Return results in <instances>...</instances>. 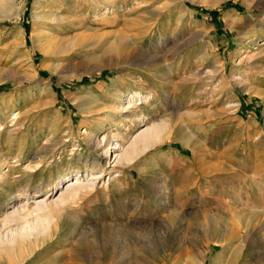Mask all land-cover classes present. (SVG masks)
<instances>
[{"label":"rangeland","instance_id":"1","mask_svg":"<svg viewBox=\"0 0 264 264\" xmlns=\"http://www.w3.org/2000/svg\"><path fill=\"white\" fill-rule=\"evenodd\" d=\"M59 6L73 22L60 35L42 25ZM116 37L127 62L101 68ZM82 97L99 105L82 110ZM128 105L141 120L119 113ZM156 123V143L109 174L85 143L109 134L105 147L125 149ZM64 177L99 179L4 223L34 201L21 193L55 199ZM0 239H20L0 264H264V0H0Z\"/></svg>","mask_w":264,"mask_h":264},{"label":"bare ground","instance_id":"2","mask_svg":"<svg viewBox=\"0 0 264 264\" xmlns=\"http://www.w3.org/2000/svg\"><path fill=\"white\" fill-rule=\"evenodd\" d=\"M187 0H183V3H185ZM51 5V4H50ZM184 5V4H183ZM48 7H49V5H48ZM10 9H14V8H10ZM63 11H64V9H61V7L59 6V7H54L53 8V10H52V8L50 7L49 8V14H47L46 16H44V17H42V19L43 20H46V21H48V22H46V21H44V24H42V25H44L45 26V28L47 27V29L49 28H51V27H54L55 28V30H56V32H57V34L58 35H60L61 33H62V30H63V28H67L68 26L69 27H71L73 24V22L70 20V21H68L67 19L68 18H66V16L65 15H63ZM4 12H7L6 10H4ZM10 12V11H9ZM64 14H66V13H64ZM18 15V9H14L13 11H12V13H8V15H6L5 16V18H12V17H15V16H17ZM177 21H179V19H177ZM185 21V20H184ZM68 22V23H67ZM46 23V24H45ZM49 24H52V25H49ZM245 35H246V37H247V39H246V41H247V44H256V46H258V47H261L262 45L260 44V42H258V40L257 39H254L253 38V36H251V35H253V33H252V31H247L246 33H245ZM45 36L46 37H49L50 35L48 34V35H46L45 34ZM55 40L53 41V43H51V45H50V48L52 47V48H55V49H58V50H62V48L65 46V43H62V42H60L59 40H56V38H54ZM51 40H53V37L51 38ZM50 40V41H51ZM257 41V42H256ZM245 42V41H244ZM246 45V44H245ZM49 47V46H48ZM63 49H65V48H63ZM127 44L121 39V38H118V37H116V38H113V39H110L109 40V44H108V47H107V52H109L108 53V56H107V59L106 60H104L103 61V63H102V66H101V68H103V67H108V66H111V61H112V59L113 58H115V64L116 65H122L123 64V62L125 63V62H127L126 61V54L128 53L127 51ZM134 57V56H133ZM129 58V57H128ZM132 60V59H131ZM130 59H129V61H131ZM134 61V60H133ZM98 70H101L100 69V67L98 68ZM64 72V71H63ZM54 73H56V74H60L61 73V69L58 67V65H56L53 69H52V74H54ZM51 74V75H52ZM22 76V75H21ZM25 77V80L26 79H30V78H28L27 77V75H25L24 76ZM27 77V78H26ZM33 79V78H32ZM20 84H21V82H19ZM46 83H47V81L46 80H44V81H40V80H38V79H35V83H33L34 84V89H36V90H39V91H45L46 90ZM136 99H139V100H145V99H147L146 97H144L140 92H138V93H135V94H133V95H130V99H129V103H131V101L132 100H136ZM80 103H79V107L82 109V110H90L92 107H97L98 105H99V103L98 102H96V99H94V98H89V97H85V98H80ZM83 107H85V108H83ZM132 107V106H131ZM131 107H129V105L126 107V109H124V108H122L121 109V111L119 112V113H122L123 112V110H125V113H127L126 114V118L127 117H129L128 119H135V121H137L136 119H140L141 120V113L138 111V110H135V108L134 109H132L131 110ZM93 109V108H92ZM134 111V112H133ZM132 112H133V114H132ZM114 120V117L113 116H109L108 118H107V121H113ZM108 124L110 123V122H107ZM100 126V128H103V123L102 124H100L99 125ZM107 126H109V125H107ZM105 127V126H104ZM167 127V126H166ZM169 127V126H168ZM162 128H163V125H160V124H157L156 123V125H152V126H150V127H146L145 129H142V130H140L139 131V133L137 134V135H135L134 136V138H133V140L130 142V145L127 147L126 146V148L124 149V147L122 148V145H120V143H118V141H119V138L117 137V135H115V137H117V138H115V140H116V145H115V147H113V148H111V146H108V147H105V146H107V145H109L110 144V140H112V137L111 136H109V134H108V136L106 135V136H103L102 137V139H101V142H99L100 140H98V138H96V137H93V138H90V137H88V138H85V143L86 144H90V145H92L93 147H94V149H96V152L98 151V150H100L101 151V153H102V156H103V160H104V163L106 164V163H108L107 164V166H106V168L108 167V169H107V171H106V174H109L110 172H112L113 170V167H115V166H122L123 165V163L124 164H126V163H131V161H133V157L135 156V155H137V154H139L140 153V151L142 152V151H144V150H146L147 148H149V147H151V146H153L154 145V143H156L155 141L159 138V137H161V135L163 134L162 133ZM104 142V145L103 146H101V144ZM118 143V144H117ZM88 146V145H87ZM139 148H140V150H139ZM121 150V152H120V154L119 155H115L114 153L112 154V151L113 150ZM137 150H138V152H137ZM111 156H113V159L110 161V157ZM135 159V158H134ZM93 162H91V164L93 165V166H99V167H96V168H99V173H102L101 171V168L102 167H100V159L99 158H97V157H95L93 160H92ZM5 162V161H4ZM92 165H90V166H92ZM87 167H89L88 166V164H87V162L85 163V168L86 169H88ZM93 169L95 168V167H92ZM102 169H104V168H102ZM12 170H15L12 166H10L9 167V169H8V171H12ZM89 170H91V168L89 169ZM77 171V170H76ZM75 171V172H76ZM91 172V171H90ZM91 174H93V171L91 172ZM90 174V175H91ZM72 176V175H71ZM75 176H76V174H75ZM101 178V177H100ZM65 181H64V185H65V189H64V191L63 192H60L59 194H58V197L57 198H55L54 199V197L52 198V197H50V195L52 194L51 192L52 191H54V189H53V187L51 186L50 188H47V190H46V194H45V196L48 194V192L49 193H51L50 195H48L47 197H45V198H42V197H40L39 198V196H38V193H36V192H33V193H21L20 195H19V199H24L25 197H27V198H34L33 200V202L31 203V204H28V202L27 203H25V204H22V205H19L20 206V208H21V210H14L13 212H10L9 214H6V216H5V221H4V223L6 222V220H10V219H13L14 220V222L16 221L17 222V219H24V218H22L25 214H23L25 211L28 213V211L27 210H29L30 208L28 207V206H33L34 208H32L33 210V212L34 213H37V212H44L45 214H49L50 212H52L53 210L55 211V209L57 208V207H62V205H65V204H67L70 200H73L79 193V191H80V193H81V191H84V192H89V191H92V188L94 187V184L96 183V179L98 180L99 179V177H94V178H91L90 179V181L89 182H84V180L83 181H80V178H78L75 182H72V180L74 179L73 177H71V179L70 178H67V177H64L63 178ZM57 186V185H56ZM60 187H58V189H59ZM63 187H61V189H62ZM53 189V190H52ZM22 203V202H21ZM22 212V213H21ZM25 212V213H26ZM21 213V214H20ZM33 213V214H34ZM22 214H23V216H22ZM30 215H32L31 213H29ZM28 214V215H29ZM62 214V213H61ZM51 215V214H50ZM56 215V214H55ZM40 216V215H39ZM57 216V215H56ZM55 216V217H56ZM238 217H239V214L237 215ZM247 216V215H246ZM34 217V216H33ZM48 218V217H47ZM58 218V217H57ZM241 218V217H240ZM242 218H243V214H242ZM248 218V217H247ZM49 219V218H48ZM47 219V220H48ZM12 220V221H13ZM237 220V219H236ZM249 220H250V218H249ZM251 220H253V219H251ZM255 220V219H254ZM22 221V220H21ZM41 221V220H40ZM240 221V220H239ZM241 222V221H240ZM255 222V221H254ZM22 223V222H21ZM250 223H252V222H250ZM16 224V223H15ZM238 224V223H237ZM249 224V223H248ZM248 224H246V225H248ZM252 225H253V223H252ZM28 228V227H27ZM42 228V227H41ZM39 230V229H38ZM45 230V229H44ZM47 230H48V228H47ZM29 232V231H28ZM45 232H46V230H45ZM24 235V234H23ZM25 235H26V233H25ZM33 236V235H32ZM45 236V235H44ZM14 237V236H13ZM16 237H17V235H16ZM15 237V238H16ZM23 237H25V236H23ZM22 237V240L23 239H25V238H23ZM27 237V236H26ZM38 237V236H37ZM6 239H8V238H6ZM36 239V238H35ZM42 239V238H41ZM20 240V239H19ZM19 240L17 239L16 240V243L17 242H19ZM21 240V242H23ZM14 241V240H13ZM12 241V242H13ZM11 242V240L8 242L7 240H5L4 242L2 241V239H0V247L3 249V250H6V251H8L7 253H14V252H16V250H17V244L16 243H10ZM15 242V241H14ZM20 242V243H21ZM29 243V242H28ZM25 247V246H24ZM23 248V247H22ZM21 248V249H22ZM38 248V247H37ZM22 251H23V249H22ZM89 251H90V249H89ZM91 251L93 252V249H91ZM119 251V250H118ZM4 252V251H3ZM2 252V253H3ZM88 251H86V253H87ZM95 252V251H94ZM80 253V252H79ZM88 253H91V252H88ZM95 253H97V252H95ZM1 254V253H0ZM14 254H17V252L16 253H14ZM94 254V253H93ZM98 254V253H97ZM88 256V255H87ZM197 258V257H196ZM97 259V258H96ZM199 259V258H198ZM198 259H194V263H199L200 264V260L198 261ZM117 260V259H116ZM115 260V261H116ZM9 261V260H8ZM99 261V260H98ZM113 261V260H112ZM138 260H137V258H134V259H132L131 260V263L132 264H137L138 262H137ZM47 264H51V263H47Z\"/></svg>","mask_w":264,"mask_h":264},{"label":"crops","instance_id":"3","mask_svg":"<svg viewBox=\"0 0 264 264\" xmlns=\"http://www.w3.org/2000/svg\"><path fill=\"white\" fill-rule=\"evenodd\" d=\"M160 153H161V151H160ZM162 153H163V152H162ZM163 159L166 160L167 157H163ZM183 164H187V163H185V162L183 161ZM182 168H184V170H185L186 173H190V171L192 170V169H191L190 167H188V166H182Z\"/></svg>","mask_w":264,"mask_h":264},{"label":"trees","instance_id":"4","mask_svg":"<svg viewBox=\"0 0 264 264\" xmlns=\"http://www.w3.org/2000/svg\"><path fill=\"white\" fill-rule=\"evenodd\" d=\"M209 13H210V14H214V13H215V11H214V12H211V11H210Z\"/></svg>","mask_w":264,"mask_h":264}]
</instances>
